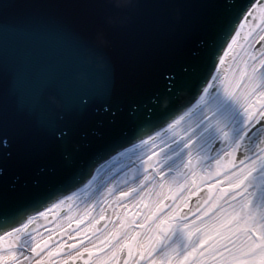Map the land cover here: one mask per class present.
I'll return each mask as SVG.
<instances>
[{
	"label": "water",
	"instance_id": "95a60500",
	"mask_svg": "<svg viewBox=\"0 0 264 264\" xmlns=\"http://www.w3.org/2000/svg\"><path fill=\"white\" fill-rule=\"evenodd\" d=\"M252 1L0 0V46L20 51L0 55V229L13 209L18 221L23 208L72 188L97 162L185 106L221 51V21ZM25 18L37 24L29 28ZM57 30L69 37L64 51L42 62L48 50L57 53ZM25 63L49 78L37 82ZM12 66L13 89L1 86Z\"/></svg>",
	"mask_w": 264,
	"mask_h": 264
},
{
	"label": "snow or ice",
	"instance_id": "6c2138e0",
	"mask_svg": "<svg viewBox=\"0 0 264 264\" xmlns=\"http://www.w3.org/2000/svg\"><path fill=\"white\" fill-rule=\"evenodd\" d=\"M120 7L113 4L114 9ZM220 32L222 35L216 42L217 51L223 52L218 57L219 65H223L225 57L236 53L239 48L243 64L239 75L221 79L209 69L204 78L198 81L186 105L165 113L151 134L137 138L131 148L141 146L146 149L141 159L146 168L153 166L148 161L157 158L161 187L164 186L165 172L173 171L169 166L173 157L186 155L187 162L182 166L187 169L194 160L199 163L211 158L213 151L219 155L222 148L227 149L225 157L236 159L237 153H240L241 166L236 172L228 174L231 179L227 187L235 191V196L228 194L233 205L219 220L209 222L215 203L196 208L195 218L189 220L181 209L188 207V198L196 195V192L189 191L188 197L181 193L179 202L168 212L161 210L162 202L156 205L150 217L154 225L150 231L155 234L149 235L143 242L137 239L139 233L131 236L112 233L110 239L115 241L111 245L113 258L125 247L128 256L132 257L133 244H136L140 259H144L146 253L149 264H264V2L255 0L246 11L222 20ZM100 38L103 39V36ZM219 65L215 67L218 69ZM57 134L62 137L65 132L57 130ZM161 136L171 139V148L164 144V148L169 149L167 153L160 149L152 150L156 149V141ZM148 145L152 149H148ZM129 151V148H123L117 155ZM207 186L214 187L213 184ZM169 192H172L171 185ZM236 197L240 199L237 201ZM60 203L57 200L51 208H56ZM163 208H168V205L163 204ZM47 211L49 208L34 212V215L44 216ZM187 215H192L190 207ZM15 217L16 210L13 209L8 213L4 229L0 230V249H6V254L0 252V264H5V261L10 264H20L21 260L30 262L33 257L25 255L21 249L29 248L31 252L38 253L47 249L50 243V238L37 241L36 236L30 235L34 231L29 227L33 223V215H28L23 222H18ZM6 237L9 239L5 243ZM108 239H105V247L109 246ZM77 245L82 252L89 251L80 241L70 247ZM59 250L62 249L58 247ZM92 250L100 251L95 247ZM47 255L52 257L53 252L49 251ZM79 255L76 253V256ZM43 261L44 257L41 256L35 260V264H43ZM125 264H128L127 259Z\"/></svg>",
	"mask_w": 264,
	"mask_h": 264
},
{
	"label": "bare ground",
	"instance_id": "6f19581e",
	"mask_svg": "<svg viewBox=\"0 0 264 264\" xmlns=\"http://www.w3.org/2000/svg\"><path fill=\"white\" fill-rule=\"evenodd\" d=\"M232 54L225 57V63L220 65L217 75L221 79L238 76L243 69L242 54L239 48L234 53V57H231ZM226 65L229 67L227 66V68ZM225 67L227 71H225ZM164 144H168L171 148V139L161 136L160 140L156 141V149H152L151 145H148V149L153 151L160 149L167 153L169 149L164 148ZM145 151L146 149L143 147L137 146L123 155L116 154L111 161L103 164L107 167L104 172L95 173L88 189L82 190V193H76L73 198L67 201H62L61 205L69 208L55 217L52 223L30 233L31 236H36L37 241L47 240L55 234L58 239L50 240L47 249H42L38 253L31 252L29 248L21 249L25 255L33 257L30 262L21 260L22 264H35V260L40 259L41 256L44 257L43 264H64L67 261L73 262L83 257L86 258L83 264H125V262H119L118 256L121 251L115 258L111 255V245L115 243L110 239L111 234L119 232L122 236H131L139 233L137 239L143 242L149 235L155 234L150 231L154 228L150 217L156 205L162 202L161 210L168 212L179 202L180 194L183 193L184 197H188L189 191H195L196 195L189 197L188 207L181 209L187 219L192 220L197 214L194 211L191 216L187 215L188 208L192 209L193 207L191 205L194 197L201 190L207 192L209 197L206 200L208 204L204 203L200 207L216 204L213 214L209 216V222L219 220L228 213L230 206L233 205L228 194L231 193L235 196V191L227 187L231 179L228 174L236 172L241 164L240 162L234 163L233 159H224L223 154L227 149L220 151L219 155L216 154L215 157L208 160H201L199 163L194 160L187 169L182 166L184 162H187L186 155L180 158L173 157L172 161H169V166L173 171L165 172L163 187H161V177L156 167L157 158L153 157L151 161L147 162L152 164V167L146 168L141 163L142 153ZM159 154L158 152V156ZM116 167H119L116 172L109 175V171ZM146 176L147 179H145ZM208 184H213L214 187L209 188ZM170 185L172 192H169ZM130 189L131 191H129ZM121 193H127V195H121ZM236 199L238 201L240 198L236 197ZM163 204L168 205V208H163ZM58 206L49 209L45 214H54ZM104 219L107 221L105 224H101ZM106 238H109L108 247H105L104 244ZM77 241L82 242L89 251L82 252L79 245L75 248L70 247ZM167 243H171V241ZM58 247L62 250L57 251ZM93 247L99 248L100 251L92 250ZM49 251L53 252L52 257H48ZM3 253L6 254V251ZM76 253H80V255L76 256ZM70 256L73 258L69 259ZM127 260L128 264H149L146 253L145 258L140 259L136 244H133V256H128Z\"/></svg>",
	"mask_w": 264,
	"mask_h": 264
},
{
	"label": "rangeland",
	"instance_id": "374dc122",
	"mask_svg": "<svg viewBox=\"0 0 264 264\" xmlns=\"http://www.w3.org/2000/svg\"><path fill=\"white\" fill-rule=\"evenodd\" d=\"M234 56H235V55H233V56H231V57H234ZM227 66L229 67V65H226V67H227ZM226 67H225V71H227V68H228V67H227V68H226ZM212 157H215V155L211 156V158H212ZM232 159H233L232 157H229V158H228V160H232ZM105 167H106V165L103 166V167L98 171V174L101 173V172H104V171L106 170V168H107V167H106V168H105ZM118 168H119V167H116V168L112 169L111 171H109L108 174H109V175L114 174Z\"/></svg>",
	"mask_w": 264,
	"mask_h": 264
},
{
	"label": "flooded vegetation",
	"instance_id": "af4514ba",
	"mask_svg": "<svg viewBox=\"0 0 264 264\" xmlns=\"http://www.w3.org/2000/svg\"><path fill=\"white\" fill-rule=\"evenodd\" d=\"M9 239V238H8ZM8 239H6L5 243L8 241ZM50 240H55V239H51ZM6 251V249H1L0 252ZM23 262L20 261V264H22ZM5 264H10V262L5 261Z\"/></svg>",
	"mask_w": 264,
	"mask_h": 264
}]
</instances>
